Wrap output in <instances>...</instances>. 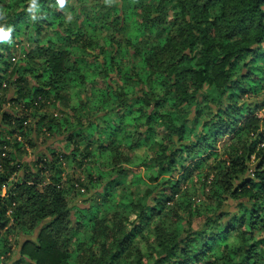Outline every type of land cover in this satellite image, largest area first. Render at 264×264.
Here are the masks:
<instances>
[{"label":"trees","instance_id":"obj_1","mask_svg":"<svg viewBox=\"0 0 264 264\" xmlns=\"http://www.w3.org/2000/svg\"><path fill=\"white\" fill-rule=\"evenodd\" d=\"M133 2L87 11L86 0H0V86L12 78L25 113L0 114V234L39 228L15 264H264V118L243 99L264 89V0ZM96 32L100 55L87 54ZM21 34L35 47L15 59ZM49 102L67 116L39 115L36 126L64 144L18 176L5 149L22 147L28 112ZM133 165L144 167L135 200L115 194ZM64 167L95 191L87 207L68 204L80 181ZM195 172L211 203L196 206L184 186ZM229 200L237 211L219 212Z\"/></svg>","mask_w":264,"mask_h":264},{"label":"rangeland","instance_id":"obj_2","mask_svg":"<svg viewBox=\"0 0 264 264\" xmlns=\"http://www.w3.org/2000/svg\"><path fill=\"white\" fill-rule=\"evenodd\" d=\"M96 1L98 2L99 0H86V6L85 9L88 11L89 8H92L93 2ZM135 6L139 5L141 2H145V0H134ZM133 2V3H134ZM84 10H81V7H79L76 12L78 14H81ZM82 17L78 18V21H81ZM105 36V32L99 33L96 32L94 35L93 39V47L92 50L87 51V54H92V53H98L100 55V49L103 47V37ZM84 42H88V38L84 37L82 38ZM20 43L18 44V50L23 49V52L21 51L18 54V57L15 59H26L25 53H27L29 50H32L33 47H35L34 43H30V41L27 40L26 36L21 34L17 38ZM83 42V43H84ZM45 43V42H44ZM83 43H79L78 45L80 46V49H78L75 53V56H81L84 54L82 52L83 49ZM73 46V45H72ZM108 51H113V47H107ZM82 50V51H81ZM75 52V49L73 50V53ZM18 65L22 64V61L18 60ZM71 62V61H69ZM68 62V63H69ZM71 64V63H69ZM5 78L3 80L2 85L0 88L2 89V96L0 97V114L4 113L6 115H9L12 119V121L15 120H21L22 117H24L25 113L20 112V109L12 104V100H14L15 96V89L14 85L12 82V78L3 76ZM110 80L115 81L114 75L111 73ZM107 81H109L107 79ZM32 84H34V81H31ZM140 89L142 90H147L148 87L146 85H142L141 87L138 88L136 91L137 93L140 92ZM246 102L248 103H256L257 105H262V108L259 111H255L256 117L257 118H264V106H263V101H264V89L257 95L251 96L246 95L243 98ZM50 103V102H49ZM64 104L62 103H53L51 102L49 105H44V107H40L39 109L31 110L28 112L29 118L23 122V125L27 127L28 132L27 134L29 135L27 138L23 139L21 136L17 137V141L22 142V147L17 149L13 147L12 141L11 145L6 148L5 150L7 152H11L12 155L15 156V163H19L22 166V169L17 173L18 176H21L24 171L28 172H35L39 165V161H47L50 162L52 159V155L50 153L51 149L52 150H60L64 144L63 142V136L58 135L57 137L50 135L47 131L44 129L37 128V121H38V116L39 115H52V118H60V117H66V112L67 109L66 107L63 106ZM83 111V110H82ZM84 111H87L84 109ZM90 114H88L87 117H89ZM86 117V118H87ZM84 116V120L86 119ZM0 122H1V116H0ZM4 124V123H2ZM261 130H264V125L262 127V124L259 123ZM5 135V134H4ZM18 135V134H16ZM15 135V136H16ZM14 136V137H15ZM19 136V135H18ZM65 170L70 178H73L74 183H76L77 180L80 182L78 183L76 188L73 189L71 192V195L68 197V204L70 206H79V207H87L88 202L94 197V190L89 189L85 186L86 185V180L85 177L80 171L81 169L79 168L76 170H70L68 167H64ZM34 170V171H32ZM199 172V171H198ZM205 172V171H202ZM144 173V167L142 165L138 167H128L126 171V176L123 177L121 180L118 181L117 187L115 194L121 196L122 194L125 193V195H130L132 199H137L138 196H142L144 194V186L141 188H135L132 186L131 181H132V176L135 174H143ZM115 176V173H111V175ZM177 176L179 174V169L175 173ZM113 178V177H111ZM46 179V177H45ZM210 180V179H209ZM80 183L82 185H80ZM185 187L192 188L193 193H194V201L196 206H202L206 205L208 203H211V199L208 197L210 196V185L208 182L204 184L203 182V175L199 174L197 175V172L194 173V175L189 179L186 184L184 185ZM7 190V186H4L1 188V196L5 194V191ZM93 200L95 201L96 198L94 197ZM213 204V203H212ZM236 203L234 201H227L224 202L222 208L220 209L219 212H236ZM218 212V213H219ZM73 216V214H71ZM133 218V217H132ZM203 223V216H197L194 217L192 220V229H197L201 224ZM10 226V224L8 225ZM39 228H36L32 230L29 235H25L23 232L20 230L12 229L8 233H1L0 236L4 239V243L8 247L7 253L5 255H0V264H15L19 259V251L21 245L25 241H34L36 236H37V231Z\"/></svg>","mask_w":264,"mask_h":264},{"label":"clouds","instance_id":"obj_3","mask_svg":"<svg viewBox=\"0 0 264 264\" xmlns=\"http://www.w3.org/2000/svg\"><path fill=\"white\" fill-rule=\"evenodd\" d=\"M57 2L63 7L65 0H57ZM104 3L110 4L111 0H104ZM7 39V34L0 31V40Z\"/></svg>","mask_w":264,"mask_h":264},{"label":"built area","instance_id":"obj_4","mask_svg":"<svg viewBox=\"0 0 264 264\" xmlns=\"http://www.w3.org/2000/svg\"><path fill=\"white\" fill-rule=\"evenodd\" d=\"M14 60V59H13ZM2 96V89L0 88V97ZM262 145H264V141L262 143Z\"/></svg>","mask_w":264,"mask_h":264}]
</instances>
